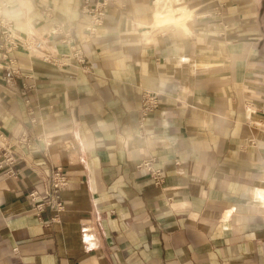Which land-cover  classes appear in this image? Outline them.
<instances>
[{
  "label": "crops",
  "instance_id": "obj_1",
  "mask_svg": "<svg viewBox=\"0 0 264 264\" xmlns=\"http://www.w3.org/2000/svg\"><path fill=\"white\" fill-rule=\"evenodd\" d=\"M0 4L90 69L19 55L27 109L0 64V131L33 140L0 174V264H264V0H117L91 36L82 0ZM144 89L163 97L140 129ZM57 168L63 210L38 215Z\"/></svg>",
  "mask_w": 264,
  "mask_h": 264
},
{
  "label": "built area",
  "instance_id": "obj_2",
  "mask_svg": "<svg viewBox=\"0 0 264 264\" xmlns=\"http://www.w3.org/2000/svg\"><path fill=\"white\" fill-rule=\"evenodd\" d=\"M117 4V0H82L81 15L85 20L86 31L91 35L96 34L104 25L108 9ZM5 5L0 4V49L2 52L0 64L3 66L5 75V86L13 90L26 105L30 108V100L27 98L28 90L33 85H27L23 82L19 88V82L33 77V69L22 67L17 57L21 54L28 58L37 57L42 61L52 64L58 68L75 66L81 68L84 72L90 71L87 57L84 49L80 45L74 44L69 53L58 54L50 50L43 39H37L31 34L19 33L12 19L3 15ZM49 18L53 17V9L48 7L43 12ZM63 26L58 24L51 31L52 34H60ZM67 41V40H65ZM162 93L144 89L141 99L140 110V129L146 125L148 118L154 114L161 106ZM33 140L27 133H23L13 138L0 131V174L7 178H17L19 170L17 165L20 161V150L31 148ZM139 169L145 170L157 185L165 180V172L155 163V159L145 160L139 165ZM69 184L68 176L57 168L53 172L51 192L46 198H42L37 191L29 194L33 210L38 215L41 214L48 206H51L56 212V218L63 210V204L60 201V192Z\"/></svg>",
  "mask_w": 264,
  "mask_h": 264
}]
</instances>
